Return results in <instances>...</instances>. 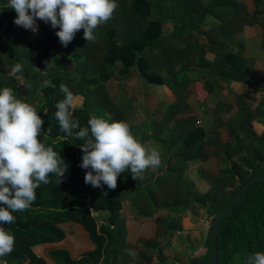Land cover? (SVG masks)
Listing matches in <instances>:
<instances>
[{
	"label": "trees",
	"instance_id": "trees-1",
	"mask_svg": "<svg viewBox=\"0 0 264 264\" xmlns=\"http://www.w3.org/2000/svg\"><path fill=\"white\" fill-rule=\"evenodd\" d=\"M253 1L254 12L241 0H116L111 19L95 30V42L87 43L81 29L65 47L56 35L58 28L50 23L38 20L36 33L16 26L15 10L7 7V0H0V89L10 87L37 110L44 121L39 138L68 165L61 182L50 174V183H41L36 190V201L27 210L13 213L12 224L3 225L14 234L15 244L11 254L0 257V264L44 262L34 248L62 240L65 232L59 224L65 221L83 224L96 248L79 259L65 249L52 250L56 264H149L155 257L164 264L170 256L157 235L139 236L147 227L143 219L156 218L157 231L161 228L173 237L184 232L186 222L175 217L166 223L160 213L180 214L196 201L207 207L210 228L204 238L206 252L192 256L189 264H209L213 219L253 175L264 171V74L237 40L239 33L260 23L264 47V19L260 18L264 0ZM46 62L51 67L46 69ZM17 63L23 71L13 75ZM136 77L145 97L157 88L174 94L160 119L162 128L181 131L168 145L179 150L171 152L164 169L156 167L154 175L149 168L143 179L134 180L125 172L114 190L107 185L94 188L85 184L87 170L80 167L85 141L76 138L79 128L69 136L55 117V105L64 99L59 86L66 84L77 97L72 119L79 121L80 128L87 127L94 113L127 122L136 136L129 111L134 102H125ZM44 80L55 87H43ZM111 81L118 83L117 90ZM252 87L263 89V95L255 96ZM195 89L202 103L216 104V121L210 130L179 117L192 110L189 97ZM234 106L235 113L224 120L220 112ZM221 126L228 129L229 141L221 139ZM213 155H221L225 163L217 174L203 165ZM190 160L199 164V172L211 184L210 192L201 194L177 168L179 161L186 165ZM233 178L239 185L228 192L225 187ZM129 249L138 253L135 259L127 254ZM217 249L218 264H245L249 254L264 251V180L255 183L224 218Z\"/></svg>",
	"mask_w": 264,
	"mask_h": 264
},
{
	"label": "clouds",
	"instance_id": "clouds-1",
	"mask_svg": "<svg viewBox=\"0 0 264 264\" xmlns=\"http://www.w3.org/2000/svg\"><path fill=\"white\" fill-rule=\"evenodd\" d=\"M117 6L116 0H7V7L17 14L16 26L36 33L38 20L50 23L58 28L56 35L65 47L81 29L87 43L95 42V30L111 19ZM46 65V69L51 67L49 62ZM22 71L20 63L11 69L13 75ZM42 86L55 87L50 80H44ZM59 90L64 94L55 105L60 130L71 136L79 128L76 138L85 141L80 162L87 170L85 184L114 190L122 173L130 172L139 180L147 169L161 165L159 151L139 141L125 121H109L93 113L87 127L80 128L79 121L72 119L77 97L64 83ZM43 124L31 104L17 98L10 87L0 89V257L11 254L15 244L14 234L3 225L12 224L13 213L27 210L36 201V190L41 183H50V174L61 182L68 170L64 159L39 138ZM126 252L133 259L138 255L134 250ZM245 264H264V251L249 254Z\"/></svg>",
	"mask_w": 264,
	"mask_h": 264
},
{
	"label": "rangeland",
	"instance_id": "rangeland-1",
	"mask_svg": "<svg viewBox=\"0 0 264 264\" xmlns=\"http://www.w3.org/2000/svg\"><path fill=\"white\" fill-rule=\"evenodd\" d=\"M241 1L249 7L250 11H256L253 0ZM260 18L264 19V14L261 15ZM262 34L263 28L260 23H257L254 30L249 29L245 33H239L237 35V40L245 45L246 53L248 55L256 58L257 69L264 74V47L262 46ZM40 35L46 36V33L41 31ZM108 68L110 69V67ZM109 83L112 84L114 90H117L119 87L116 81H111ZM141 86L142 83H140V80L137 77L133 79L131 81L129 95L125 99V102H134L131 104L129 111L132 113L131 122L136 131V138L146 146L154 147L159 151L161 165L158 168L164 169L170 153L179 150L178 146L170 149L168 145L172 144L180 136L181 131L173 126L162 128L160 119L163 115V111L175 97L172 91L158 88L152 93V96L145 97L142 95L143 93L139 92ZM252 91L255 96L261 97V95H263V89L260 87H252ZM220 95L222 96L223 94L221 93ZM189 101L192 110L190 112H185L180 116L189 118L193 125L201 126L210 130L216 121L215 116L217 112H215V102L213 105L202 103L197 89L192 92ZM236 110L237 107L234 106L230 111H223L220 112V114L224 120H228ZM261 128L263 129V127ZM219 132L222 140L229 141L231 139L229 131L225 126H221ZM210 149L212 150L213 148L211 147ZM224 164V159L221 155H213L208 161L204 162L203 165L210 173L217 174L220 167ZM198 166L199 164L195 163L194 160H190L186 165L179 161L177 168L180 171L184 170L185 178L194 184L195 189L201 194L210 192L211 184L201 175ZM154 169L156 168L149 169V172L152 175H154ZM238 185V178H233L228 181L225 189L229 192L230 190L237 188ZM207 213V207L202 205L199 201H196L189 210L180 214H172L168 211L161 212V218H163L166 223H170L175 217H181L186 222L184 232L175 234L174 236L176 238L174 239V236L171 237L169 234H164V231L161 230V228L157 231V223L155 222L156 218L150 217L143 219L147 221V227L145 228L144 233H140L139 236L140 238L145 239L147 236L155 238L157 235V242L163 245L166 254L170 256V259L164 264H189L192 256L196 254H204L206 252L204 238L210 228L208 227L210 225V217ZM142 222L143 221L140 220L138 221L139 224ZM153 261L154 262L151 264H163L160 263L156 257Z\"/></svg>",
	"mask_w": 264,
	"mask_h": 264
},
{
	"label": "crops",
	"instance_id": "crops-1",
	"mask_svg": "<svg viewBox=\"0 0 264 264\" xmlns=\"http://www.w3.org/2000/svg\"><path fill=\"white\" fill-rule=\"evenodd\" d=\"M179 117L184 118V116ZM59 225L65 232V237L59 241L46 242L36 246L34 251L44 260V262L34 264H56L50 256L52 250L65 249L75 259H79L87 253L95 250L96 243L94 242L91 233L83 224L76 221H65L61 222ZM27 261H29V259H27ZM3 264L7 263L5 262Z\"/></svg>",
	"mask_w": 264,
	"mask_h": 264
},
{
	"label": "water",
	"instance_id": "water-1",
	"mask_svg": "<svg viewBox=\"0 0 264 264\" xmlns=\"http://www.w3.org/2000/svg\"><path fill=\"white\" fill-rule=\"evenodd\" d=\"M260 180H264V171L253 175L235 194L219 209L213 219L210 236H209V264H218L217 238L218 230L224 218L234 209V207L243 199L251 190L253 185Z\"/></svg>",
	"mask_w": 264,
	"mask_h": 264
}]
</instances>
